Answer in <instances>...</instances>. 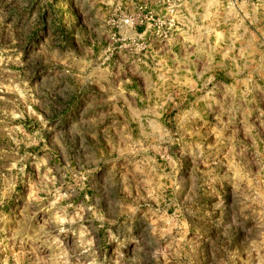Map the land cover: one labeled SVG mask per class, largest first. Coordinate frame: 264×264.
<instances>
[{"label":"rangeland","instance_id":"374dc122","mask_svg":"<svg viewBox=\"0 0 264 264\" xmlns=\"http://www.w3.org/2000/svg\"><path fill=\"white\" fill-rule=\"evenodd\" d=\"M0 264H264V0H0Z\"/></svg>","mask_w":264,"mask_h":264}]
</instances>
